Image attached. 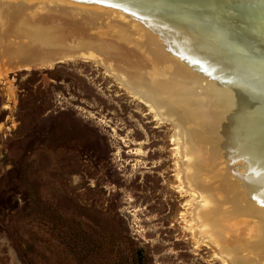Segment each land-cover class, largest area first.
<instances>
[{
	"label": "rangeland",
	"instance_id": "rangeland-1",
	"mask_svg": "<svg viewBox=\"0 0 264 264\" xmlns=\"http://www.w3.org/2000/svg\"><path fill=\"white\" fill-rule=\"evenodd\" d=\"M24 39L0 44V264H223L188 224L172 126L90 62L7 56Z\"/></svg>",
	"mask_w": 264,
	"mask_h": 264
},
{
	"label": "bare ground",
	"instance_id": "bare-ground-1",
	"mask_svg": "<svg viewBox=\"0 0 264 264\" xmlns=\"http://www.w3.org/2000/svg\"><path fill=\"white\" fill-rule=\"evenodd\" d=\"M2 4L14 12L6 23L0 8V44L6 43L3 35L9 32L19 31L25 37L20 46L5 50L7 56L23 51L45 66L61 57L67 58L63 62L80 60L102 68L154 118L172 126L171 139L185 159L177 178L200 200L188 212V224L195 227L199 243L214 247L223 264H264L262 226L259 221L244 226L241 218L255 217L240 195L230 198L234 188L228 189L231 178L236 191H242L235 181L242 175L250 192L264 204V72L216 56L203 45L205 39L178 37L170 29L142 27L122 16L30 0H0ZM218 135L228 159L238 163L237 177L214 171L217 160L225 161Z\"/></svg>",
	"mask_w": 264,
	"mask_h": 264
},
{
	"label": "water",
	"instance_id": "water-1",
	"mask_svg": "<svg viewBox=\"0 0 264 264\" xmlns=\"http://www.w3.org/2000/svg\"><path fill=\"white\" fill-rule=\"evenodd\" d=\"M20 2L22 0H11ZM35 4H57L66 9L96 12L106 16H122L131 23L142 27L167 28L176 36H188L196 41L205 39L216 56L227 58L264 72V0H30ZM156 29V30H157ZM160 32L155 31L153 37ZM159 34V33H158ZM163 50V49H162ZM185 48H183L184 52ZM182 51V50H181ZM168 55V51H163ZM172 54H174L171 51ZM209 61H207L208 63ZM231 115V114H230ZM215 119V117H214ZM217 121L218 118H217ZM214 136L217 131H212ZM219 136V135H218ZM222 148L220 154L225 159L231 173L238 169L232 161L220 136L216 140ZM224 144V143H223ZM227 158V159H226ZM237 177V174L234 173ZM238 175L235 180L238 193L246 203L252 216L262 226L264 232V204L250 192L247 180Z\"/></svg>",
	"mask_w": 264,
	"mask_h": 264
},
{
	"label": "trees",
	"instance_id": "trees-1",
	"mask_svg": "<svg viewBox=\"0 0 264 264\" xmlns=\"http://www.w3.org/2000/svg\"><path fill=\"white\" fill-rule=\"evenodd\" d=\"M137 264H142V262H141V261H139Z\"/></svg>",
	"mask_w": 264,
	"mask_h": 264
}]
</instances>
